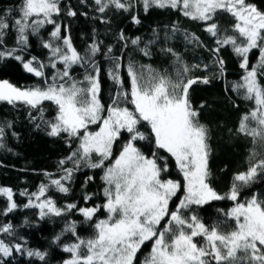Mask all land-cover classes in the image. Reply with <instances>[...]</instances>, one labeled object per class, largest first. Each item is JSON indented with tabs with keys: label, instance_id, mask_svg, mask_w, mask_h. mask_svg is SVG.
<instances>
[{
	"label": "snow or ice",
	"instance_id": "1",
	"mask_svg": "<svg viewBox=\"0 0 264 264\" xmlns=\"http://www.w3.org/2000/svg\"><path fill=\"white\" fill-rule=\"evenodd\" d=\"M142 3L145 12L155 6L176 9L185 17L205 22L212 21L218 13H227L234 19L231 26L234 34L217 39L218 46L213 51L219 53L220 46L231 45L241 58L239 66L245 70V75L243 83L235 88L244 89V99L253 101L255 107L242 116L238 130L264 140V12L247 0H142ZM95 4L101 13L110 5L125 11L131 7L122 0H95ZM11 11L0 15V44L5 31L14 29L17 42L27 45L29 30L38 34L45 24L54 25L51 36L61 39V27L53 19L61 11L60 0H21L17 18L9 23L7 17ZM68 15L76 13L69 11ZM206 31L216 37L219 26L209 23ZM120 39H125L123 33ZM139 39L137 37L131 43L135 45ZM192 39L199 40L194 34ZM62 42L63 48L53 47L52 43H45L44 47L51 49V67L56 68L57 62H61L63 71H58L51 82L45 79L43 87H17L7 79H0V102L38 109L43 118L41 106L50 101L56 107V115L53 120L45 121L50 129L48 135L64 133L69 140L79 141L76 150L66 158L73 167L62 168L63 176L50 179L48 185L41 184L38 192L32 194L39 202L34 204L30 198L25 205L38 208L41 218L61 216L76 207L69 204L66 209H61L52 199H41L50 186L67 193L69 188L63 182L71 180L82 162L89 168L103 169L105 202L79 211L86 220H92L101 209L106 211L107 217L95 223L92 238L81 240L77 237V242L64 247V251L71 254L64 264H264V200L255 195L243 202L239 199L241 189L264 173V158L251 164L246 172L236 174L230 191L223 196L207 182L211 151L208 128L199 121V112L189 100V89L198 82L208 84L209 79L180 78L192 70L184 65L175 81L162 74L150 75L144 80L129 63L130 88L125 90L120 75V57H109L113 67L108 69V75L118 87L106 107L100 99L101 69L94 59L99 46L91 45L82 56L69 36H64ZM254 49L259 50V61L250 67L249 53ZM108 51L111 52V48ZM16 53L15 48L0 49V60L12 58L21 62L26 72L44 77V65L35 66V57L25 60ZM216 63L223 72L224 61L217 59ZM73 65L90 69L83 81L71 77L69 69ZM204 106L201 104V108ZM250 121H255L257 126L249 127ZM91 126L96 130H90ZM140 126L148 131H140ZM3 133V127H0V138ZM138 141H148L152 145L150 155L137 146ZM118 142L121 143L114 153ZM0 147H3L2 143ZM65 162L60 160L59 164L63 166ZM172 162L182 175L183 184L180 180L162 178V173L169 172ZM181 188L184 196L175 209H171L170 202ZM0 193L7 196V212L17 208L11 188L0 187ZM223 199L236 202L225 213L235 222L230 230L222 231L219 224L206 226L196 215L188 218L183 215V210L190 205ZM65 231L75 234V226L69 225ZM0 233L12 235V225L0 226ZM198 237L202 238V243L196 242ZM59 239L57 236L56 240ZM149 242L150 251L140 261L138 254ZM13 251H24L22 244L12 245L0 239V255L8 257ZM26 254L42 261L46 257V253L36 250H27Z\"/></svg>",
	"mask_w": 264,
	"mask_h": 264
},
{
	"label": "trees",
	"instance_id": "2",
	"mask_svg": "<svg viewBox=\"0 0 264 264\" xmlns=\"http://www.w3.org/2000/svg\"><path fill=\"white\" fill-rule=\"evenodd\" d=\"M131 7L125 11L109 6L103 13L98 11L95 0H60V13L53 19L61 27L60 37L51 36L54 25L45 24L38 34L28 32L27 45L17 42L14 29H8L3 36L0 49H17L18 55L25 60L35 57V66L44 65V77H36L26 72L21 62L12 58L0 60V79H7L17 87L44 86L45 79L51 82L58 71H63V64L57 62L56 68L51 67L52 52L45 48V43H52L53 47L63 48L62 38L69 36L76 50L84 56L91 45L99 46L94 59L100 71V99L103 104L111 102L117 85L108 75V69L113 67L109 57H120V75L125 90L130 88V78L127 73L129 63L133 64L138 74L144 80L150 75H167L172 80L178 78L182 67L187 65L192 69L180 78H208L210 83H196L189 89V100L195 110L199 112V121L208 128V158L209 185L220 195L227 194L234 182V177L240 172H246L251 164L264 158V140L239 132V123L243 115L254 107L253 101L244 99V89H236L235 85L243 83L245 70L240 68L241 58L235 54L231 45L220 46L219 53L217 39L226 35H233L231 26L234 19L227 13H218L212 21L205 22L185 17L181 11L171 8L150 7L144 10L142 0H122ZM257 9L264 12V0H247ZM21 0H0V15L12 10L8 15V22L17 18V9ZM76 15H68V12ZM135 18V19H134ZM135 20H139L136 23ZM217 23L219 34L213 37L206 31L209 23ZM225 29H228L226 32ZM123 33L125 39H120ZM193 34L199 40L192 39ZM139 37L137 44L131 41ZM239 42V41H238ZM111 48V52L108 49ZM171 49V52L168 51ZM147 52V55L145 54ZM217 59L224 61L223 72ZM250 67L259 61V50L249 53ZM199 65L198 68H192ZM207 65V67H205ZM70 75L77 81H83L86 71L90 69L80 65H73ZM264 82V81H262ZM201 104L205 106L201 108ZM132 107L131 105H128ZM43 118L38 109H32L23 104L10 105L0 102V127H3V137L0 138V187L11 188L13 200L17 208L7 212V196L0 193V226L11 224L13 234L0 233V239L6 243H20L24 251H13L11 256L0 255V264H64L71 258V254L64 251L66 245L77 242V237L87 240L95 235V223L107 217L101 209L92 220H86L79 211L80 208L95 207L105 202L103 195V169H92L83 162L74 171L71 180L64 181L69 188L67 193L58 191L50 186L41 199H52L56 206L66 209L69 204L76 207L65 211L61 216L49 215L41 218L40 210L36 207H25L33 193H37L41 184L48 185L50 179H59L64 175L62 168H72L73 164L67 157L76 150L79 141L69 140L67 134L50 136L45 121L53 120L56 107L50 101L41 106ZM10 125V126H9ZM39 125V127H37ZM255 121L249 122V127H256ZM95 129V126H91ZM140 131L147 132V128L140 126ZM127 138V134H123ZM121 142L114 146V153ZM137 146L150 155L152 145L148 141H138ZM255 154V155H254ZM96 156L93 155L95 161ZM60 160H65L62 166ZM107 164V162H106ZM46 173L50 174L46 175ZM91 177V179H89ZM162 178H171L182 182L174 166L170 164L169 172L162 173ZM182 184V183H181ZM181 191L173 197L170 208L176 203ZM257 196L264 200V173H260L247 186L241 189L240 201ZM90 197V199H85ZM34 203V204H35ZM236 202L229 199L210 201L204 205H190L183 210L185 217L196 215L206 226L219 224L222 231L230 230L235 222L225 216ZM69 225L75 226V234L65 231ZM60 236L59 240L56 237ZM202 243V238H196ZM151 244L146 243L138 254L142 261L150 251ZM27 250L46 253L45 260L36 256L29 257Z\"/></svg>",
	"mask_w": 264,
	"mask_h": 264
},
{
	"label": "rangeland",
	"instance_id": "3",
	"mask_svg": "<svg viewBox=\"0 0 264 264\" xmlns=\"http://www.w3.org/2000/svg\"><path fill=\"white\" fill-rule=\"evenodd\" d=\"M64 47V46H63ZM245 75V74H244ZM90 130H96V127H95V129L94 128H91ZM167 179V178H166ZM182 184H183V179H182V182H181ZM181 192L179 193L180 195L178 196V199H177V201H176V203L175 204H173L172 205V208L173 209H175V207H176V205L178 204V202H179V199H181L183 196H184V190H183V188H181V190H180ZM35 200H36V198H35ZM37 201V200H36ZM37 202H39V201H37ZM35 203V202H34ZM171 203V202H170ZM171 205V204H170ZM234 207V206H233ZM106 218V217H105ZM105 218H102V219H105ZM186 218H188V217H186Z\"/></svg>",
	"mask_w": 264,
	"mask_h": 264
}]
</instances>
